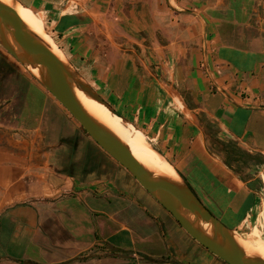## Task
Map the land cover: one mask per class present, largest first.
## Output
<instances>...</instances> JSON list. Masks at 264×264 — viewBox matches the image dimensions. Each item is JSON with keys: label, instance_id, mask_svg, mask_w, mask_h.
I'll return each mask as SVG.
<instances>
[{"label": "crops", "instance_id": "obj_1", "mask_svg": "<svg viewBox=\"0 0 264 264\" xmlns=\"http://www.w3.org/2000/svg\"><path fill=\"white\" fill-rule=\"evenodd\" d=\"M16 1L121 125L264 244V0ZM0 264L226 263L0 47Z\"/></svg>", "mask_w": 264, "mask_h": 264}, {"label": "water", "instance_id": "obj_2", "mask_svg": "<svg viewBox=\"0 0 264 264\" xmlns=\"http://www.w3.org/2000/svg\"><path fill=\"white\" fill-rule=\"evenodd\" d=\"M17 3L16 0L9 3L0 0V47L53 96L93 140L125 167L197 243L227 264H264L260 256L245 253L235 239L237 230L213 215L176 171L178 177L171 178L146 168L117 135L85 110L75 89L119 115L62 53L57 56L47 41L26 26L15 9ZM30 68H36L37 75ZM9 143L16 145L12 140ZM204 224H208L209 232Z\"/></svg>", "mask_w": 264, "mask_h": 264}, {"label": "bare ground", "instance_id": "obj_3", "mask_svg": "<svg viewBox=\"0 0 264 264\" xmlns=\"http://www.w3.org/2000/svg\"><path fill=\"white\" fill-rule=\"evenodd\" d=\"M2 1L6 3L10 2V0ZM15 9L26 26L42 37L45 41H47L51 45V50L60 57L62 55L61 51H59L58 47L45 31L44 26L33 15V13L26 6L19 3L15 5ZM30 71L37 75L36 68H30ZM75 95L85 110H87L90 115L108 127L115 135H117L128 146L133 156L146 168L156 174H162L171 178L178 177L173 166L168 161H166L148 141L143 139L138 134H135L137 137L135 139L127 138L126 131L121 128L120 118L111 113L106 106L90 97H87L82 91L78 89H75ZM203 227L205 230H207V232H209L208 224H204ZM235 239L246 254H254L264 259V244L259 238L255 237L257 244L250 242L249 239L243 238L238 234L235 235Z\"/></svg>", "mask_w": 264, "mask_h": 264}, {"label": "trees", "instance_id": "obj_4", "mask_svg": "<svg viewBox=\"0 0 264 264\" xmlns=\"http://www.w3.org/2000/svg\"><path fill=\"white\" fill-rule=\"evenodd\" d=\"M232 1V0H231ZM238 2L237 1H233V5L236 7L238 4H237ZM81 126V125H80ZM81 128H82V130L83 131H85L84 130V128L81 126ZM86 132V131H85ZM217 146H219V149L220 150H224V151H226L227 153L229 152V154H230V156L232 157L231 159H235L236 160V158L234 157V156H237L238 158H239V160H241L242 159V161H243V159H252L253 158V156L250 154V153H248V152H246V151H243V150H241V149H239V148H237V147H235V143H233V142H223V141H220V140H218V139H214V141H213ZM224 163L225 164H227V165H229V162L226 160V158H225V160H224ZM188 184V183H187ZM189 185V184H188ZM189 187L191 188V190L195 193V195L200 199V196L194 191V189L189 185ZM202 202V201H201ZM203 203V202H202ZM205 205V204H204ZM206 206V205H205ZM208 209H209V211L213 214V215H215L216 217H219V215H218V212L217 211H215L214 209H212V208H209L208 206H206ZM227 212H229V211H227ZM222 220V219H221ZM177 222V221H176ZM223 222L227 225V226H229V227H231V228H233L234 226L232 225V224H230L226 219H223ZM178 223V222H177ZM179 224V223H178ZM180 226V225H179ZM192 238V237H191Z\"/></svg>", "mask_w": 264, "mask_h": 264}, {"label": "rangeland", "instance_id": "obj_5", "mask_svg": "<svg viewBox=\"0 0 264 264\" xmlns=\"http://www.w3.org/2000/svg\"><path fill=\"white\" fill-rule=\"evenodd\" d=\"M36 12V11H35ZM37 12H39V11H37ZM43 17V16H42ZM44 18V17H43ZM45 25V24H44ZM44 29H45V31L47 32V29L44 27ZM48 33V32H47ZM48 35L50 36V34L48 33ZM7 53V52H6ZM9 55V54H8ZM11 56V55H10ZM12 57V56H11ZM13 58V57H12ZM14 59V58H13ZM16 61V60H15ZM22 68H23V66H21ZM24 70H25V68H23ZM25 72L28 74V75H30V73L28 72V71H26L25 70ZM31 76V75H30ZM106 101L108 100V101H110V99H109V97L106 95V93L104 92V91H101L100 92V90H98V89H95ZM107 101V102H108ZM121 128L123 129V130H125L126 131V137L127 138H130V139H135V138H137L136 137V135L138 134L139 136H141L142 138H143V135H141L140 133H138V131L137 130H134V129H132L131 127H125V126H123V125H121ZM126 128H127V130H126ZM136 134V135H135ZM144 139V138H143ZM201 201L203 202V204H205L206 206H208L202 199H201ZM235 230H237V232H241V231H245V232H249V229H243V228H234ZM250 239H249V241L250 242H252V243H254V244H257V242L255 241V239H252L251 237H249ZM222 261V260H221ZM225 263V262H224ZM227 264V263H226Z\"/></svg>", "mask_w": 264, "mask_h": 264}]
</instances>
